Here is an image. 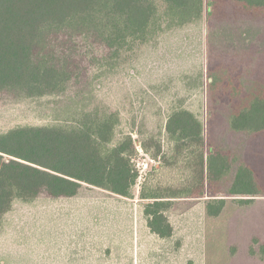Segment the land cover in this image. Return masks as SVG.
<instances>
[{
  "label": "rangeland",
  "instance_id": "374dc122",
  "mask_svg": "<svg viewBox=\"0 0 264 264\" xmlns=\"http://www.w3.org/2000/svg\"><path fill=\"white\" fill-rule=\"evenodd\" d=\"M240 14L235 21L213 18L200 37L186 29L188 39L180 30L153 38L133 55L137 59L132 68L93 82L94 87L101 81L92 104L81 88L82 73L62 94L0 93V133L20 126L65 124L81 106L120 111L116 140L132 132L138 145L133 164L139 172L131 198L85 184L73 197L16 200L0 228V264H264V131H235L230 124L232 107L242 106L251 89H264V10L242 9ZM52 44L85 58L82 65H88L94 50L91 38L65 30ZM177 108L202 120L201 151L190 143L178 151L171 140L167 120ZM143 142L151 152L159 151V157ZM216 152L228 156L231 169L211 182L208 159ZM202 154L203 195L171 198L165 214L173 234L158 236L148 226L147 200L141 193L159 187L177 194L180 189L199 190ZM242 165L254 170L261 194L231 193ZM220 198L226 201L224 208L218 216L211 215L209 204L218 205L213 200Z\"/></svg>",
  "mask_w": 264,
  "mask_h": 264
},
{
  "label": "trees",
  "instance_id": "16d2710c",
  "mask_svg": "<svg viewBox=\"0 0 264 264\" xmlns=\"http://www.w3.org/2000/svg\"><path fill=\"white\" fill-rule=\"evenodd\" d=\"M242 9L264 10V0H0V93L19 91L29 97L62 94L73 77L82 73L85 82H80L81 88L92 104L101 81L94 87L93 82L105 74L132 68L137 59L133 55L153 38L180 30L188 39L186 29L196 30L200 37L213 18L235 21L241 18ZM63 30L91 38L94 50L88 65L81 64L85 58L61 52L52 44ZM212 30L211 36L215 35ZM242 103L231 109L232 129L263 132L264 89H251ZM120 123L118 110L81 106L65 124L20 126L0 133V228L16 200L30 202L40 195L73 197L85 184L131 198L139 177L133 164L138 145L132 132L116 140ZM166 127L178 151L190 144L196 145L194 150L203 148L204 124L193 112L172 110ZM153 143L159 145L158 141ZM143 146L152 151L146 142ZM151 155L158 158L159 151ZM230 169L228 156L211 154L209 181L228 175ZM197 174L202 182L199 190L180 189L177 194L176 190L159 187L141 193L147 200L144 212L153 233L162 238L173 234L165 214L172 205L171 198L182 197L180 193L203 195V154ZM231 193H262L252 168H238ZM213 201L218 205L209 204L208 211L218 216L226 201ZM261 253L264 255V244Z\"/></svg>",
  "mask_w": 264,
  "mask_h": 264
}]
</instances>
